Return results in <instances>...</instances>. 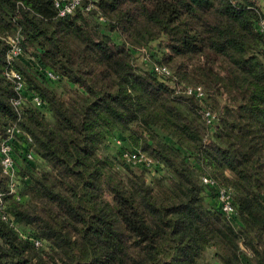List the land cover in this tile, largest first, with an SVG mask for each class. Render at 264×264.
<instances>
[{"label":"clouds","instance_id":"9594fccd","mask_svg":"<svg viewBox=\"0 0 264 264\" xmlns=\"http://www.w3.org/2000/svg\"><path fill=\"white\" fill-rule=\"evenodd\" d=\"M0 264H264V0H0Z\"/></svg>","mask_w":264,"mask_h":264},{"label":"trees","instance_id":"16d2710c","mask_svg":"<svg viewBox=\"0 0 264 264\" xmlns=\"http://www.w3.org/2000/svg\"><path fill=\"white\" fill-rule=\"evenodd\" d=\"M72 86H74V85H72ZM178 107H179V105H177Z\"/></svg>","mask_w":264,"mask_h":264}]
</instances>
